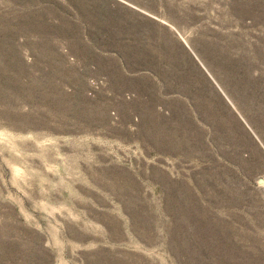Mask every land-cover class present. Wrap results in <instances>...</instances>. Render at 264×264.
<instances>
[{
	"label": "rangeland",
	"instance_id": "obj_1",
	"mask_svg": "<svg viewBox=\"0 0 264 264\" xmlns=\"http://www.w3.org/2000/svg\"><path fill=\"white\" fill-rule=\"evenodd\" d=\"M0 264H264V0H0Z\"/></svg>",
	"mask_w": 264,
	"mask_h": 264
},
{
	"label": "water",
	"instance_id": "obj_2",
	"mask_svg": "<svg viewBox=\"0 0 264 264\" xmlns=\"http://www.w3.org/2000/svg\"><path fill=\"white\" fill-rule=\"evenodd\" d=\"M261 179L259 180V183H260Z\"/></svg>",
	"mask_w": 264,
	"mask_h": 264
}]
</instances>
